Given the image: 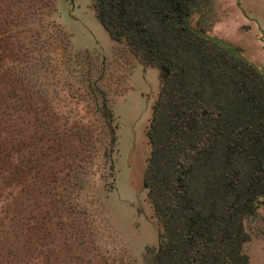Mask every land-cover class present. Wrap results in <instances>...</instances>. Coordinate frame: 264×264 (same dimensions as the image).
<instances>
[{"label": "rangeland", "instance_id": "rangeland-1", "mask_svg": "<svg viewBox=\"0 0 264 264\" xmlns=\"http://www.w3.org/2000/svg\"><path fill=\"white\" fill-rule=\"evenodd\" d=\"M94 4L0 0V264H152L146 131L162 74L111 38ZM212 6L209 34L264 67V0ZM249 219L243 250L264 264V208Z\"/></svg>", "mask_w": 264, "mask_h": 264}, {"label": "trees", "instance_id": "trees-1", "mask_svg": "<svg viewBox=\"0 0 264 264\" xmlns=\"http://www.w3.org/2000/svg\"><path fill=\"white\" fill-rule=\"evenodd\" d=\"M212 5L94 4L111 38L162 74L146 131L145 187L161 227L152 264H248L246 223L264 208V67L209 34ZM102 114L115 145L118 124L105 102Z\"/></svg>", "mask_w": 264, "mask_h": 264}]
</instances>
